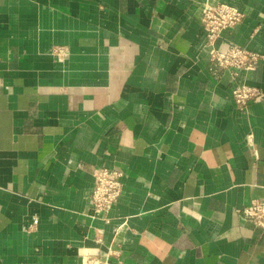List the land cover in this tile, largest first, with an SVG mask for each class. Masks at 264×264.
<instances>
[{
    "label": "crops",
    "instance_id": "obj_1",
    "mask_svg": "<svg viewBox=\"0 0 264 264\" xmlns=\"http://www.w3.org/2000/svg\"><path fill=\"white\" fill-rule=\"evenodd\" d=\"M245 17L209 69L203 9ZM238 83L263 94L241 109ZM123 170L107 215L94 170ZM264 0H0V264H264Z\"/></svg>",
    "mask_w": 264,
    "mask_h": 264
},
{
    "label": "built area",
    "instance_id": "obj_2",
    "mask_svg": "<svg viewBox=\"0 0 264 264\" xmlns=\"http://www.w3.org/2000/svg\"><path fill=\"white\" fill-rule=\"evenodd\" d=\"M245 12L238 6L220 2L207 5L203 9L202 23L206 33L207 46L210 53L209 69L219 77L222 72L230 71L236 78L241 70H254L262 57L256 51L237 43H229L225 48L218 47L216 42L221 34L243 21ZM263 94L256 86L238 83L233 88V96L241 109H247L249 103ZM124 172L117 167H101L94 170L95 185L91 194V204L97 214L107 215L123 194ZM247 218L264 226V199H253L242 209ZM86 264H110L109 257L105 260L87 257ZM115 264H125L117 261Z\"/></svg>",
    "mask_w": 264,
    "mask_h": 264
}]
</instances>
